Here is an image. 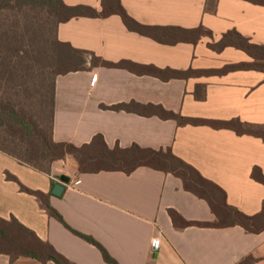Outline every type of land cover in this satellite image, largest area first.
Wrapping results in <instances>:
<instances>
[{
  "label": "crops",
  "instance_id": "0c3cea01",
  "mask_svg": "<svg viewBox=\"0 0 264 264\" xmlns=\"http://www.w3.org/2000/svg\"><path fill=\"white\" fill-rule=\"evenodd\" d=\"M119 1L141 24L202 27L210 36L195 44H160L130 31L112 14L60 23L58 41L106 63L127 61L174 72L215 71L251 62L246 53L233 48L220 53L208 48L229 30L264 46V5L246 0ZM63 2L97 9L101 4V0ZM85 68L55 79L54 142L80 147L101 135L110 149L137 145L170 151L221 188L228 206L247 216L264 210V185L252 176L256 169L264 175L263 138L109 109L152 104L184 118L236 119L252 129H264V73L236 71L162 81L123 69L92 68L89 62ZM60 176L69 182L56 197L51 192L60 184ZM18 183L48 195L49 206L63 223L50 215L39 198L22 192ZM169 211L186 222L215 219L208 204L185 191L182 181L169 173L140 167L129 175L79 174L74 159L66 156L46 174L0 152V219H15L70 264H107L100 250L79 235L94 240L117 264H244L248 260L264 264V231L254 234L239 226L176 229ZM153 239L159 240L157 251L151 248ZM0 264L42 263L25 257L11 261L0 254Z\"/></svg>",
  "mask_w": 264,
  "mask_h": 264
},
{
  "label": "trees",
  "instance_id": "16d2710c",
  "mask_svg": "<svg viewBox=\"0 0 264 264\" xmlns=\"http://www.w3.org/2000/svg\"><path fill=\"white\" fill-rule=\"evenodd\" d=\"M246 1L264 5V0ZM16 3L32 8L38 6L47 13L46 18L48 22H51L50 27L53 26L54 36L51 63H43L45 59L41 58L44 54L42 51L38 57L36 54L31 56L30 49L26 50L21 44L15 46L9 42L12 25L7 13L15 7ZM112 14L118 15L130 31L137 32L160 44H195L201 37L210 36V32L202 27L184 29L141 24L126 13L119 0H101L99 9L82 4L67 5L63 0H0V152L46 174L50 172V167L54 162L62 161L66 156L74 159L79 174L122 172L129 175L140 167L169 173L182 181L185 191L204 200L215 218L213 223L186 222L174 211H169L170 219L176 229L193 226L211 228L239 226L254 234L263 232L264 210L258 215L247 216L228 206L226 195L221 188L202 178L194 168L176 158L170 151H155L137 145H131L125 149L115 146L110 149L101 135H95L88 144L80 147L53 141L55 79L71 72L85 70L86 62L81 55H89L92 58L90 63L92 68L123 69L138 76H151L162 81L188 79L201 75H224L236 71L264 73V46L251 43L249 39L242 37L235 30L223 33L219 41L209 43L208 48L216 53H220L225 48H233L246 53L251 58V62L227 65L221 70L200 72L159 70L152 66L127 61L110 64L89 53L75 50L57 39L58 25L71 18L107 17ZM34 67L36 70L33 69ZM43 75H48L49 85L47 87L41 83L44 79ZM32 77H36L38 81L35 84V80H32L29 86L27 82ZM21 79H27L26 83L22 84ZM18 90L21 92H17ZM20 96L21 100H19ZM109 109L142 117L156 116L161 120H173L178 125L207 126L215 130H230L239 136L249 135L264 139V129H252L236 119L229 121L189 119L152 104H120ZM252 176L254 180L264 185V175L261 170H254ZM9 178L16 181L13 177ZM18 185L22 192L39 198L50 215L63 223L61 217L49 206L48 195L30 191L19 183ZM73 233L79 235L74 231ZM79 236L96 246L107 264H117L94 240ZM0 254L9 256L11 261L25 257L35 259L42 264L47 262L70 264L50 244L41 241L15 219L9 221L0 219ZM250 262L251 260H248L244 264Z\"/></svg>",
  "mask_w": 264,
  "mask_h": 264
},
{
  "label": "rangeland",
  "instance_id": "374dc122",
  "mask_svg": "<svg viewBox=\"0 0 264 264\" xmlns=\"http://www.w3.org/2000/svg\"><path fill=\"white\" fill-rule=\"evenodd\" d=\"M43 1V0H41ZM15 3V1L13 2ZM46 12L38 6H34L33 8L30 6H25L24 4L18 5L15 4V7H12L10 11H8L7 15L11 21L12 32L11 37L9 38V42L17 46L18 44L23 45L25 49L31 50V56H35L42 54L41 58L45 59V62H52L51 50L53 43V26L50 27L51 22H48L46 18ZM51 21V19H50ZM208 38L209 36H203ZM44 55V58H43ZM84 58V61L87 63L92 62V58L89 55H81ZM36 70V68H33ZM26 74L28 72L26 71ZM39 75V71L37 72V76ZM32 76V75H31ZM42 77V76H41ZM43 81L41 82L44 87L49 85L48 75H43ZM32 80H35V84L38 79L36 77H32L31 80H28L29 86L32 83ZM39 80L41 78L39 77ZM27 79H21L22 84H25ZM21 84V85H22ZM3 85V84H1ZM5 85V84H4ZM43 91V90H41ZM21 92V91H17ZM23 92V91H22ZM3 93V92H2ZM8 95V94H3ZM22 97H19L21 100Z\"/></svg>",
  "mask_w": 264,
  "mask_h": 264
},
{
  "label": "water",
  "instance_id": "95a60500",
  "mask_svg": "<svg viewBox=\"0 0 264 264\" xmlns=\"http://www.w3.org/2000/svg\"><path fill=\"white\" fill-rule=\"evenodd\" d=\"M59 182L60 184H55L53 189H52V195L59 197L61 196L62 192L64 191L63 185H66L69 182V179L65 176H60L59 177Z\"/></svg>",
  "mask_w": 264,
  "mask_h": 264
},
{
  "label": "built area",
  "instance_id": "2783aa9c",
  "mask_svg": "<svg viewBox=\"0 0 264 264\" xmlns=\"http://www.w3.org/2000/svg\"><path fill=\"white\" fill-rule=\"evenodd\" d=\"M159 247V240L158 239H153L151 242V248L153 251H157Z\"/></svg>",
  "mask_w": 264,
  "mask_h": 264
}]
</instances>
